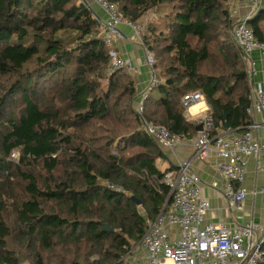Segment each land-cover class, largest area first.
I'll list each match as a JSON object with an SVG mask.
<instances>
[{
  "label": "trees",
  "instance_id": "1",
  "mask_svg": "<svg viewBox=\"0 0 264 264\" xmlns=\"http://www.w3.org/2000/svg\"><path fill=\"white\" fill-rule=\"evenodd\" d=\"M106 1L134 23L165 11L141 38L164 79L141 113L133 75L108 69L88 1L0 0V264H122L170 193L142 120L192 138L199 123L180 99L200 92L217 128L251 123L230 0ZM257 17L247 24L264 41Z\"/></svg>",
  "mask_w": 264,
  "mask_h": 264
},
{
  "label": "built area",
  "instance_id": "2",
  "mask_svg": "<svg viewBox=\"0 0 264 264\" xmlns=\"http://www.w3.org/2000/svg\"><path fill=\"white\" fill-rule=\"evenodd\" d=\"M236 1L249 4L252 12L264 9V0ZM92 2L104 13L103 18L97 15L95 18L103 42L111 48L109 71L124 69L132 75L136 74L138 69L126 57L112 50V45L116 37L120 36L118 26L122 23L129 26L142 41L141 25L123 19L114 3L106 0ZM247 18L232 21L230 28L232 41L245 63L255 50L264 59V41L255 37L247 24ZM144 49V62L151 71V78L139 95L138 113L142 111L148 91L158 84L154 54ZM249 98V116L255 111L264 118V90L260 86H252ZM203 99L200 92H188L182 95L180 102L188 109ZM196 121L201 125V130L192 138L186 139L163 126L142 120V129L163 151L189 143L193 154L191 158L178 160L176 167L164 172L162 182L172 194L168 208L165 206L155 219L146 220L142 238L122 258L129 257L128 264H259L264 260V223L249 222L229 229L222 223L214 224L204 220L209 201L203 195L200 178L191 166L193 158L203 159L210 154L215 155L218 158L216 167L219 175L226 181L224 195L229 206L240 204L249 193L243 183L249 159L254 157L264 162V141L254 137L251 132L253 128H264V119L260 124L251 122L246 130L225 133H218L219 128L214 124L210 109L202 110ZM18 156L17 151L11 153L12 160H17ZM262 170L264 168L261 167L259 171ZM108 186L113 187L110 184ZM257 191L264 193V185ZM257 191L254 190L253 193ZM175 227L176 232L173 231ZM134 250L137 253L130 255Z\"/></svg>",
  "mask_w": 264,
  "mask_h": 264
},
{
  "label": "crops",
  "instance_id": "3",
  "mask_svg": "<svg viewBox=\"0 0 264 264\" xmlns=\"http://www.w3.org/2000/svg\"><path fill=\"white\" fill-rule=\"evenodd\" d=\"M85 1H88L87 3L92 6L95 13L102 18L104 17L103 11L97 4L93 3L92 0ZM251 10L252 7L247 3H240L236 0L229 1V13L233 22L244 20L248 16L249 18H247V21L252 20L262 9H256L253 12ZM256 24L261 38L264 39V17H257ZM118 29L120 31V36L116 37L114 40L112 50L118 55L126 57L130 63L138 69V72L133 75L137 91L134 101L137 103L140 93L149 84L151 71L144 62L145 49L142 41L134 35L133 30L126 24H120ZM245 67L249 78L250 89L252 86H260L264 90V59L257 50L251 53L247 63H245ZM163 80V77L159 75L157 81L160 82ZM205 109L211 110L210 105L204 98L202 101L185 109V116L189 119L196 120V117ZM250 119L251 122L254 121L260 124L264 118L261 113L252 111L250 113ZM246 129H248L247 126L244 130ZM217 131L218 133H225L236 132L238 130L225 127L224 129L219 128ZM251 132L254 137L264 141L263 127H258L257 129L253 128ZM164 154V159H158L157 165L161 170H169L176 167L178 160L191 158L193 150L191 144L183 143L173 150H165ZM159 160L164 162H158ZM217 162L218 158L212 154L203 159L193 158L191 160L192 169L200 178L202 193L209 201V209L204 216V220L214 224L222 223L229 229H234L237 225H244L249 222L263 224L264 193H260L257 190L261 185H264V170L259 171L261 167L264 168V162L254 157L249 159L243 182L249 193L240 204L234 206H229L224 195L226 181L219 175L216 167ZM254 190L257 192L253 193ZM165 206H168V204ZM173 231L176 232V227Z\"/></svg>",
  "mask_w": 264,
  "mask_h": 264
},
{
  "label": "rangeland",
  "instance_id": "4",
  "mask_svg": "<svg viewBox=\"0 0 264 264\" xmlns=\"http://www.w3.org/2000/svg\"><path fill=\"white\" fill-rule=\"evenodd\" d=\"M164 10H161L160 8H158V7H156V8H153V9H151V10H148L147 12H146V14L144 15V17L142 18V19H140V21H137V22H135L136 24H139V25H141V27H142V32H141V38H142V36H143V33L145 32V30H146V28L148 27V25H154V24H156L157 25V27H159V26H161L162 25V23H163V21H162V16L164 15ZM95 15H97V16H99L97 13H95ZM231 34V33H230ZM135 35V34H134ZM135 36H137V35H135ZM142 40V39H141ZM145 48V47H144ZM153 53V52H152ZM239 54V53H238ZM241 59V61H242V63H243V65H245V63L243 62V60H242V58H240ZM155 74H156V76H157V78L159 77V75H161V74H159L157 71H156V69H155ZM103 84H104V86L106 85V83L105 82H103ZM134 107H135V110H136V112L138 113V110H137V103L134 101ZM141 127H142V125H141ZM17 160H14V162H16ZM158 162H164V161H161V160H159ZM138 210H140V211H142V208L141 207H139L138 206ZM135 244H133V243H131L130 244V249H134V246ZM137 252H135V250L134 251H132L131 253H130V255L132 254H136ZM129 260H130V258L129 257H127L126 259H123L122 260V264H128V262H129ZM22 264H29L28 262H25V263H22Z\"/></svg>",
  "mask_w": 264,
  "mask_h": 264
},
{
  "label": "water",
  "instance_id": "5",
  "mask_svg": "<svg viewBox=\"0 0 264 264\" xmlns=\"http://www.w3.org/2000/svg\"><path fill=\"white\" fill-rule=\"evenodd\" d=\"M229 126L226 124V128H228ZM199 130H201V125L200 124H198L197 126H196V131H199ZM171 193H169V196H168V198H167V202L165 203V205L166 204H168L169 203V201H170V199H171ZM130 199L132 200V201H134L135 203H136V205H139V200L136 198V197H134V196H130Z\"/></svg>",
  "mask_w": 264,
  "mask_h": 264
}]
</instances>
